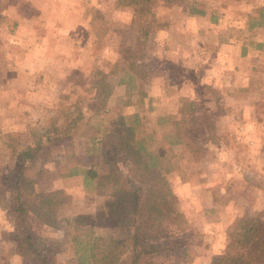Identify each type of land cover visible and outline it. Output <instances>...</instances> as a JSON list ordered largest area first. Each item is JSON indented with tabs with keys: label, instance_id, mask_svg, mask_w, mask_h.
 Instances as JSON below:
<instances>
[{
	"label": "rangeland",
	"instance_id": "rangeland-1",
	"mask_svg": "<svg viewBox=\"0 0 264 264\" xmlns=\"http://www.w3.org/2000/svg\"><path fill=\"white\" fill-rule=\"evenodd\" d=\"M194 8L204 15L192 14ZM261 9L264 0L155 2L156 23L143 44L145 57L137 61L147 63L148 71L137 84L141 95L126 105L125 88L114 86L106 115L99 119L93 116L95 86L115 71L122 73L136 36L133 10L116 0H0V189L16 164L11 146L28 144L31 130L83 100L80 132L40 163L47 175L36 190H63L67 203L58 208L60 219L90 212L102 219L98 232L114 238L102 209L104 194L62 177L68 168L65 149L72 148L79 168L93 166L103 174L100 155L88 152L87 137L95 128L138 113L144 132L154 136V148H168L176 132L173 122L184 110L183 131L201 152L195 161L193 150L169 148L173 171L168 181L183 218L180 226L168 221L159 238L178 242L170 264H210L211 254L223 251L230 224L247 214L264 221V70L259 65L248 72L250 64L238 54L264 39V26L249 29ZM92 23L107 26L104 38H96ZM167 116L176 118L157 125ZM31 222L45 239H59L34 217ZM13 225V214L0 206V264L12 259ZM62 259L73 264L66 252Z\"/></svg>",
	"mask_w": 264,
	"mask_h": 264
},
{
	"label": "trees",
	"instance_id": "trees-1",
	"mask_svg": "<svg viewBox=\"0 0 264 264\" xmlns=\"http://www.w3.org/2000/svg\"><path fill=\"white\" fill-rule=\"evenodd\" d=\"M169 1L116 0L117 5L133 10L136 36L122 73L115 71L96 83L93 99L97 112L93 114L94 117L104 119L105 103L114 86L125 88L126 105L131 104L134 95H141L137 84L145 79L148 71L147 63L138 64L137 61L145 57L143 44L156 23L155 2ZM191 13L204 15V11L196 8ZM263 26L264 10L261 9L249 29ZM91 27L97 39L104 38L108 30L106 25L99 28L97 23H92ZM255 47L260 49L261 44L257 43ZM243 52H246V48ZM175 118H158L157 125L163 127L167 121ZM84 119L83 100H77L60 118L54 117L46 126L31 130V142L11 146L16 164L3 178L0 206L14 217L16 255L22 259H32L35 264H62L57 258L61 245L53 239L43 238L34 230L31 222L34 217L43 226L63 231L62 245L72 250L74 264H170L178 242L159 237L161 234L164 237L161 230L168 227V221L173 220L180 226L177 221L183 215L177 208V197L168 181L173 171V156L169 148L183 146L193 150L195 161H198L201 152L193 137L183 131L187 124L184 110L179 119L173 122L176 132L168 141V148H154V136L144 132L138 113L121 115L110 121L108 128L107 125L95 128V133L87 137L88 152L100 155L105 165L103 174L93 166L79 168L74 164L75 155L69 152L72 148H64L68 168L62 177L69 180L72 186L94 188L104 194L102 209L113 221L114 238L97 235L87 215L60 219L58 208L67 203L63 190H36L37 183L47 175V169L40 167V163L60 143L75 138ZM100 251L105 254H99ZM210 264H264V221L247 214L230 224L225 231L223 251L213 255Z\"/></svg>",
	"mask_w": 264,
	"mask_h": 264
},
{
	"label": "crops",
	"instance_id": "crops-1",
	"mask_svg": "<svg viewBox=\"0 0 264 264\" xmlns=\"http://www.w3.org/2000/svg\"><path fill=\"white\" fill-rule=\"evenodd\" d=\"M253 28H257V27H253ZM256 44H252V43H249V47H248V49H246V52L244 53L243 52V49L245 48V47H243V48H241V52L240 53H238L239 54V57L240 58H242V59H247V64H250V66L251 67H249L248 66V72L249 71H257V69H259V68H261V66H259V65H263L262 66V69L264 70V39L263 40H261V41H257V42H255ZM257 43L258 44H261V48L260 49H257L256 47H255V45H257ZM263 56V57H262ZM258 61V62H257ZM243 63H245L244 61H242ZM257 66H259V67H257ZM249 74V73H248ZM48 192V191H47ZM174 194H175V196L177 197V199H178V196H177V194H176V192H174ZM177 208H178V210H179V212L183 215V213H182V208L181 207H179V206H177ZM80 214H77V215H81V214H83V215H87V216H89L90 218H92V219H96L97 217H98V215H97V217H96V215H95V217H93V216H91L90 214H87V213H90V212H80V211H78ZM73 216H74V214H73ZM107 217V216H106ZM100 218V216L97 218V222L96 221H94L95 223H94V231L97 233V235H103V232H98L99 230H100V228L99 227H101L102 225H101V221H102V219H99ZM105 219H108V220H111V218H109V217H107V218H105ZM107 220V221H108ZM111 222H112V224H113V221L111 220ZM112 224H111V226H112ZM43 226V225H42ZM43 227H45V228H47V229H51V230H54L55 232L54 233H57V235H59L58 237H59V239H57V240H54L55 242H57L59 245H61V249H60V251H59V253L57 254V258H58V260L63 264V263H65L64 261H63V259H62V257H64V254H65V252H66V255L69 257V259L70 260H72V263L74 264V256H73V252H72V250L71 249H68V248H65L63 245H62V241H63V238H64V233H63V231L60 229V228H58V229H54V228H50V227H47V226H43ZM12 230L14 231V225H13V228H12ZM103 230V229H102ZM102 230H100V231H102ZM41 236V235H40ZM44 238V237H43ZM9 252H10V254H11V261H8V262H5V264H12V260L14 259L13 257L14 256H16V261H17V263L16 264H35L34 263V261L32 260V259H22V258H20L19 256L17 257V255H16V253H15V242H13L12 244H9ZM69 251V252H68ZM220 253V252H219ZM219 253H216V254H219ZM213 255H215V254H211V257L213 256Z\"/></svg>",
	"mask_w": 264,
	"mask_h": 264
}]
</instances>
